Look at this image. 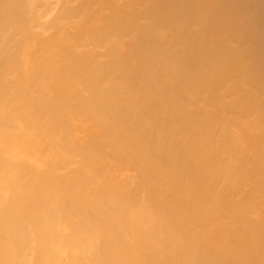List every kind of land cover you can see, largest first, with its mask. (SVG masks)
<instances>
[{"label": "bare ground", "instance_id": "1", "mask_svg": "<svg viewBox=\"0 0 264 264\" xmlns=\"http://www.w3.org/2000/svg\"><path fill=\"white\" fill-rule=\"evenodd\" d=\"M0 264H264V0H0Z\"/></svg>", "mask_w": 264, "mask_h": 264}]
</instances>
